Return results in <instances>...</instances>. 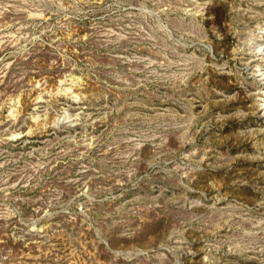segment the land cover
Segmentation results:
<instances>
[{"label": "rangeland", "instance_id": "374dc122", "mask_svg": "<svg viewBox=\"0 0 264 264\" xmlns=\"http://www.w3.org/2000/svg\"><path fill=\"white\" fill-rule=\"evenodd\" d=\"M0 264H264V0H0Z\"/></svg>", "mask_w": 264, "mask_h": 264}, {"label": "bare ground", "instance_id": "6f19581e", "mask_svg": "<svg viewBox=\"0 0 264 264\" xmlns=\"http://www.w3.org/2000/svg\"><path fill=\"white\" fill-rule=\"evenodd\" d=\"M263 73V72H262Z\"/></svg>", "mask_w": 264, "mask_h": 264}]
</instances>
